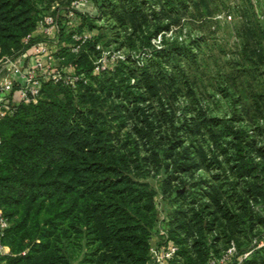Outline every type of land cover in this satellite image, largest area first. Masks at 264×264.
Instances as JSON below:
<instances>
[{
    "label": "trees",
    "instance_id": "16d2710c",
    "mask_svg": "<svg viewBox=\"0 0 264 264\" xmlns=\"http://www.w3.org/2000/svg\"><path fill=\"white\" fill-rule=\"evenodd\" d=\"M50 1L0 0V63L17 59L39 41L36 35L24 42L34 35L39 18L43 19L42 5ZM92 1L106 28L117 31L115 41L130 30L119 46L136 51L150 47L152 34L142 36L149 18L160 21L152 5H158L165 18L174 15L179 25L190 11L201 18V1L206 0ZM228 9L223 4L212 12ZM95 19L83 16L79 30L85 22L89 31L94 30ZM56 26L58 44L69 43V30L61 23ZM164 29L158 26L154 33ZM98 37L84 42L75 55L61 48L60 63L72 62L78 73L81 67L89 77L90 70L81 63L94 51ZM261 37L258 47L264 34ZM201 42L166 43L140 67L126 59L103 76L97 91L91 84L79 83L74 91L43 83L36 104H19L12 116L0 121V212L9 224L0 239L8 254L0 256V264H147L150 239L156 233L158 192L177 201L167 222L168 239L177 246L175 261L169 264H206L210 255L217 256L221 243L225 247L234 240L235 231L253 228L246 218H260L252 216L246 194L253 191L263 197V191L248 185L242 194L237 185L259 167L264 174V146L255 152L256 141L249 132L232 125L252 111L251 131L264 135V82H259L263 93L247 82L261 69L264 57L244 40L238 58L252 69L240 73L248 79L241 82L242 91L233 102L241 112L220 122L207 118L194 92L203 83L208 62L201 58ZM131 79L134 84L129 86ZM116 99L120 105L114 104ZM184 99L190 100L180 115L186 111L195 115L178 124L175 107ZM128 122L131 129L122 135ZM229 138L231 146L222 143L218 152V139ZM187 141L190 152L182 148ZM228 146L232 154L226 159ZM216 152L225 157L223 165H231L233 181L224 178L223 184L213 186L179 176L220 167ZM253 153H259L261 164ZM151 173L160 176L158 186L151 183ZM227 199L238 209H230ZM258 256L252 254L251 260Z\"/></svg>",
    "mask_w": 264,
    "mask_h": 264
},
{
    "label": "rangeland",
    "instance_id": "374dc122",
    "mask_svg": "<svg viewBox=\"0 0 264 264\" xmlns=\"http://www.w3.org/2000/svg\"><path fill=\"white\" fill-rule=\"evenodd\" d=\"M201 3L202 5L199 11L201 18L193 15V12L190 11L188 15L181 19L179 25L174 23L176 18L174 15L165 18L162 16V11L159 6L152 5V11L155 12V15L160 17V21H152L150 17L148 23L149 27L143 29L144 33L142 36H149V34L153 35L158 26L166 28V30H161L156 34L154 33L153 36L150 35V47L132 51L128 49V47L119 46L120 42H123L124 39L127 38V34L131 33L130 30L124 33V37L115 41L113 36L117 31L114 29L111 31L110 28H106L108 26L101 19V12L96 9L92 0H51L48 4L45 3L42 5V13L40 16L41 18L51 17L58 24H63L64 28L69 30L66 35L69 36L70 42L72 43H62L60 46L58 44V27H56L48 39L50 45H52L51 52H53L48 53V57L53 55L54 59L58 58V56L61 55V48L66 49L70 55L78 54L84 42L99 36L94 51L87 54L85 61L87 64L85 62V64L81 63L82 66H85L84 68L87 67L90 70L91 73L89 77L85 75L84 69L81 67L78 68V73L77 68H75L72 62L66 65H62L60 61H56L55 63V68L62 72L64 78L76 80L74 87H70L72 90L75 91L77 89V84L82 83L83 85L91 84V88L97 91L99 90L98 86L103 80V76L106 73L114 72L118 68L117 66L119 63L126 61V59H129L131 62L130 64H134L135 67H140L152 56L154 51H160L166 48V43L170 45L177 42L180 45H188L196 39H202L200 48L201 58H203V60L207 59L208 62L203 68V83L200 86L197 85L194 91L196 93L195 96H197V104L205 110L207 118L220 122L227 121L230 118L232 119V116H237L238 111H240V108L236 107L237 103L234 105L233 102L238 94L240 96V91H242L241 82L248 80L247 78L244 79L243 75H240V73L242 69H252L251 65L241 63L238 58L244 40L252 45V50H257L258 56L263 55L264 57V41H261L260 47L257 46L258 35L262 39L261 35L264 34V0H206L201 1ZM223 4L229 9L220 10L215 13L212 12L214 9H221ZM150 13L151 12H147L149 15ZM83 16L96 18L93 21L95 26L94 30H88L87 26L89 22H85L83 28L79 30V27L82 26ZM41 20L42 19L39 18V21ZM206 22L207 24H205ZM255 24L258 26V29H256ZM40 33V31H35V34H39L38 42L42 41V35ZM248 51L250 52V50ZM6 63L5 60L0 63V81L9 75V71L6 67L9 64ZM242 66H244V68ZM261 73L264 74V64L259 71L252 73L253 77H249L247 82L249 85L251 84V87L255 86L254 90L256 92H258V88L259 92L263 93L259 85L264 82V76H260ZM259 76L262 77V81ZM128 84L132 86L134 80L131 79ZM226 88L228 89L227 94L222 92V90ZM249 91L248 89V92ZM80 93L82 94L84 92L81 91ZM189 100L190 99L181 100L175 107L176 117L179 118L178 124L184 122V118L189 119L191 116L195 115V113L191 111H186L185 116L180 115V113H182V107L189 104ZM248 100L247 101L251 103L250 97ZM113 102L115 105H120V100L118 99ZM146 104L147 103H144L141 106L145 107ZM249 106V110H252L253 104H249ZM251 112L248 117L244 118L243 122L237 120L232 126L235 128L234 130L246 129L249 132L248 135L256 141L254 150L257 152L264 146V135H258L255 131V135L254 132L252 133L251 130L254 129L253 124L255 123L249 121V118H252ZM128 123L126 128L121 132L122 135L130 131L131 124L130 122ZM262 124L263 123H260V125ZM182 136V133H180L181 139ZM225 142H228L231 146L232 139H218V152L222 150L221 148L223 146L221 147V144H225ZM190 147V141L182 144V148L186 151H189ZM231 151L230 149L227 154H232ZM230 154L226 159L230 157ZM253 154L255 155L257 153ZM258 154L254 157L255 162L261 164ZM216 155L217 162L222 163L220 167L215 165L213 169L209 168L206 170L198 168L179 176L183 180H189V182L194 180L196 183L201 184L205 182L213 186H220V183L223 184L224 178L230 182L233 181L234 179L229 172L231 165H223L225 157H222V155L217 152ZM262 164L264 165V163ZM223 169L226 170L225 173ZM260 169V167L256 169L247 181L239 182L237 185V191L242 194L246 192L248 185L251 187L254 185L262 189L263 197H260L257 193H253V191L250 193L252 196L246 194L248 208L252 210V216H256L260 218V220L258 221L257 219L254 221L256 218L253 217V221H250V217L246 218L247 225L251 226L250 224H253V228L250 227L251 230L246 228L244 231H235L234 240L230 241L225 247L221 243L219 247H217V256L210 255L206 264H264V174ZM150 176H152L151 183L154 186H158L157 181L160 176H153L152 173ZM177 183L179 182H174V185ZM183 190L184 188L179 189L178 193H182ZM224 190H226V186L223 187L222 192ZM223 199L225 200L226 197ZM226 203L230 209L234 208L235 210L239 207V205L235 204V201L231 199H227ZM155 204L157 210L156 233H154L150 239L149 261L147 264H169L175 261L177 246L168 239L167 222L170 220L171 210H174L177 206V201H175L174 198L165 199L162 194L158 192L155 198ZM173 249L176 250L170 255ZM238 249H245V252L238 255ZM256 253H259L258 258H253L251 260L252 254ZM167 255L169 258L166 257Z\"/></svg>",
    "mask_w": 264,
    "mask_h": 264
},
{
    "label": "built area",
    "instance_id": "2783aa9c",
    "mask_svg": "<svg viewBox=\"0 0 264 264\" xmlns=\"http://www.w3.org/2000/svg\"><path fill=\"white\" fill-rule=\"evenodd\" d=\"M56 22L51 17H45L37 23L36 30L40 31L42 41L30 46L31 64L25 68L20 65L19 58L15 60L6 59L9 64L7 69L9 75L0 81V121L14 114L19 104H36L40 95L41 85L46 82L61 84L63 86L74 87L75 79L64 78L62 72L55 68L59 58L48 57L51 52L49 36L56 29ZM33 35L28 36L24 42L28 41ZM51 55V54H50ZM6 63V64H7ZM17 85V89L14 87ZM8 220L0 212V239L8 228ZM176 249L170 253L173 254ZM7 248L0 241V256L7 255ZM169 258V256H166Z\"/></svg>",
    "mask_w": 264,
    "mask_h": 264
},
{
    "label": "crops",
    "instance_id": "0c3cea01",
    "mask_svg": "<svg viewBox=\"0 0 264 264\" xmlns=\"http://www.w3.org/2000/svg\"><path fill=\"white\" fill-rule=\"evenodd\" d=\"M39 34H35L33 36H36ZM30 51L28 50L26 53L22 54L20 57H18L19 59V62H20V65L25 68L27 66H29L31 64V56H30ZM7 253H8V249H7ZM165 264H168V263H165Z\"/></svg>",
    "mask_w": 264,
    "mask_h": 264
}]
</instances>
